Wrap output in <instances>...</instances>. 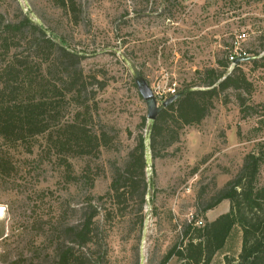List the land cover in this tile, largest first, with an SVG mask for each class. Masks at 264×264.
<instances>
[{
    "label": "rangeland",
    "instance_id": "rangeland-1",
    "mask_svg": "<svg viewBox=\"0 0 264 264\" xmlns=\"http://www.w3.org/2000/svg\"><path fill=\"white\" fill-rule=\"evenodd\" d=\"M61 1L0 0V20L27 15L84 55L88 85L95 79L105 85L89 86L83 97L92 127L113 140L96 157L68 158L69 169L46 137L33 141L30 151L27 146L0 150L9 162L7 171H0V264H53L57 247L65 243V228L81 224L91 208L100 212L101 237L109 251L105 264H135L138 255L140 264H160L183 239L187 225L202 228L229 211V201L202 209L236 176L244 157L264 144V66H242L254 85L247 105L257 114L244 118L237 93L229 91L227 104L217 100L202 124L186 126L163 156L153 159L149 151L142 214L137 202L120 210L124 206L119 209L108 195L140 133L149 134L147 104L134 76H142L161 105L172 97L169 89L182 91L198 84L204 69H220L242 33V47L264 57L259 41L264 0H74L77 24ZM241 247L236 227L212 264L234 261Z\"/></svg>",
    "mask_w": 264,
    "mask_h": 264
},
{
    "label": "trees",
    "instance_id": "trees-1",
    "mask_svg": "<svg viewBox=\"0 0 264 264\" xmlns=\"http://www.w3.org/2000/svg\"><path fill=\"white\" fill-rule=\"evenodd\" d=\"M61 6L71 13L77 24L74 0H63ZM259 41L264 50V35ZM249 54L255 59L235 65L231 70L226 57L219 63L220 69L201 71L198 84L178 93L193 91L163 110L156 121L151 122L148 136L140 133L136 147L127 156L124 170L116 171L108 194L119 209L124 206L120 210H126L128 202L135 201L139 214L143 212L147 148L153 159L163 156L170 146L179 142L186 126L202 124L217 100L222 99L227 104L229 91L237 93L244 118L259 112L247 105L254 85L242 66L263 67L264 57L258 59L260 54L255 51ZM83 60L84 55L49 35L27 15L14 22L0 20V150L27 146L30 151L33 141L46 137L47 144L57 150L69 169L68 158L96 157L103 148H110L113 138L107 131L92 127L91 109L83 100L89 86L105 88V85L96 79L88 85ZM140 128H146L145 118ZM7 166L9 162L0 155V171H7ZM263 168L264 144H260L257 151L244 157L236 176L202 209L208 212L223 201H229V211L202 228L192 223L187 225L183 239L169 249L160 264H168L173 258L178 264H212L236 227L242 233L241 252L227 264H264V185L260 183ZM99 216L100 212L91 208L85 212L81 224L65 228L66 240L57 247L53 264L107 262L108 245L101 237ZM102 248L105 250L101 252ZM135 264H140L139 255Z\"/></svg>",
    "mask_w": 264,
    "mask_h": 264
},
{
    "label": "water",
    "instance_id": "water-1",
    "mask_svg": "<svg viewBox=\"0 0 264 264\" xmlns=\"http://www.w3.org/2000/svg\"><path fill=\"white\" fill-rule=\"evenodd\" d=\"M185 1H189V0H185ZM254 57H248V58H239L237 59V61L235 62V65H238L246 60H254ZM135 82L136 85L139 88V91L143 97V99L145 100L146 104H147V108H148V115L147 118L150 122H154L156 121V119L158 118L159 114L167 109L170 105H172L173 103H175L177 100H179L181 97H183L185 94H187L190 91H193V89H189L183 92H180L172 97H170L169 99H167L166 101H164L161 105L158 104L156 97L154 96L151 88L149 87L148 83L142 78L141 75H135ZM147 161L150 158L149 155V148H147ZM142 264V263H141Z\"/></svg>",
    "mask_w": 264,
    "mask_h": 264
},
{
    "label": "built area",
    "instance_id": "built-area-1",
    "mask_svg": "<svg viewBox=\"0 0 264 264\" xmlns=\"http://www.w3.org/2000/svg\"><path fill=\"white\" fill-rule=\"evenodd\" d=\"M246 39V34L242 33L241 35L237 36L235 41L232 43L231 47L228 48L227 51V58L231 65L230 70L235 66V62L239 58H248L251 57L250 54L242 47V43ZM169 95L174 96L178 93L176 86L172 89H169Z\"/></svg>",
    "mask_w": 264,
    "mask_h": 264
},
{
    "label": "bare ground",
    "instance_id": "bare-ground-1",
    "mask_svg": "<svg viewBox=\"0 0 264 264\" xmlns=\"http://www.w3.org/2000/svg\"><path fill=\"white\" fill-rule=\"evenodd\" d=\"M2 211V210H1ZM0 215H1V212H0Z\"/></svg>",
    "mask_w": 264,
    "mask_h": 264
}]
</instances>
